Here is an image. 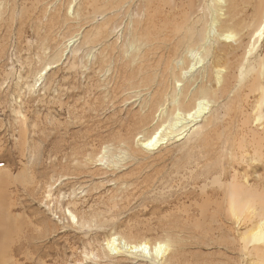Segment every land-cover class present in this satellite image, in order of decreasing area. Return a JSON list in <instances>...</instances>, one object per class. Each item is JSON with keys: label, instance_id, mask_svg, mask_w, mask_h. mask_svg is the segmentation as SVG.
<instances>
[{"label": "rangeland", "instance_id": "obj_1", "mask_svg": "<svg viewBox=\"0 0 264 264\" xmlns=\"http://www.w3.org/2000/svg\"><path fill=\"white\" fill-rule=\"evenodd\" d=\"M235 1L237 25L255 29L264 0ZM194 2L203 0H0V264H264V241L249 244L256 232L217 207L216 181L238 185L226 187L236 198L244 186L264 190L255 74L231 79L243 49L215 45L207 72L223 68L225 85L197 79L180 98L186 112L205 96L216 101L197 131L141 146L172 125L173 77L202 52L208 17ZM161 103L169 114L150 120ZM114 236L150 253L170 247L157 263L107 251Z\"/></svg>", "mask_w": 264, "mask_h": 264}, {"label": "bare ground", "instance_id": "obj_2", "mask_svg": "<svg viewBox=\"0 0 264 264\" xmlns=\"http://www.w3.org/2000/svg\"><path fill=\"white\" fill-rule=\"evenodd\" d=\"M199 1L200 0H198V2ZM230 1H232V2H230ZM240 2H242V3L245 2V3H247V4H245L246 6H250L248 0L247 1L241 0ZM235 3H236L235 0H203L202 3H200V4L196 3V5L194 2L193 8H195L196 11L197 10L203 11V14H204V15H202L203 20H204L205 16L208 17V18H205V27H202L200 29L201 32L199 31V37L200 38H198V39H201L200 44L202 47V52L199 53V58L196 59L187 69L182 68L180 70L179 74L177 76L173 77V80H174L173 97H171V104L174 106V107L172 106L174 108V114L173 113H172L173 115L171 114L173 123L171 126L168 124V130L167 131L165 130L167 128H164V126H163V128H161L162 127L161 125H160L161 126L160 128L156 127V129L153 130V133L151 134L150 137H148L146 139L144 138L145 140H143V141L141 140L142 141L141 146H143L144 149L153 151L157 147H160L159 145L163 144L164 142H167V140H173L177 137L180 138V136L183 135L185 132L191 133L193 131H197L195 129H193L191 131V127L196 125L198 122L202 121L203 118H205L208 114L211 113L212 105H214V103L216 101L209 100L208 97H206V96L201 101H197L194 105V108L190 111H187V112L184 111V109L182 110L183 106L181 107L182 102H180V98L182 97V95L184 93L193 89V86H194L193 84L195 83V81H197V79H200V80H202L204 78H206V80L210 79L208 86L211 87L212 83H214L219 89H220V87H223L225 85L226 77L223 74V70H222L223 68L220 70L219 69L213 70L211 72L212 75L208 74V72H207L210 68V65L211 64L214 65V63H211V62H213V61H211V59H212L211 55L213 54L212 49L215 45H218V43L221 41H226V42L232 41L233 43H235V45L239 49H243V53H242V62L243 63L240 65L238 71L235 72V75L234 74L231 75L232 76L231 79L236 78V80L240 83L243 80L247 79L248 75H250L251 73L255 74V76L252 74L254 76V78L251 79L252 81L250 83V89H251V91H253L255 93L258 92L259 96H260L259 99H261V101H258V103L256 105L257 106V116L255 118V121L261 122L262 119L264 121V110L262 111L260 109L262 106L264 107V55H261V53L257 54L259 47H260V44H262L261 42L264 40V3L261 4L258 2L259 5L256 6V8H258V12H257V15L255 16V19H260L259 23H253L252 25H256V28L255 29L252 28L251 30H249L247 32L244 31L245 30L244 28L246 26L245 24L241 25V27H239V25H237V23L235 21L236 20L235 15L237 14V12L230 15L229 4H231L233 9H234V6L237 7ZM238 3H239V1H238ZM70 8H72V7H70ZM236 28H238L239 31H235ZM244 35L247 37V41H245V42L243 41V39H241L242 37H244ZM240 36H242V37H240ZM236 37H238V38H236ZM236 42H237V44H236ZM261 51H262V48H261ZM196 53L197 52L194 49L190 51L191 55H195ZM256 55H258L257 59H254L255 61L252 62V59ZM253 63H255V64H253ZM181 66H182V62H181ZM225 72H226V69H225ZM40 78H41V76H40ZM207 82L205 85H207ZM201 84H203V83L201 82ZM202 88H203V86H202ZM194 89H196V87ZM198 89H199V87H198ZM198 89H196V90H198ZM204 89L203 90L199 89V90H202L204 92H208L206 88H204ZM202 91H201L202 94H206V93H203ZM190 93H191V91H190ZM213 93H215V92L213 91ZM187 94H184L185 98H186ZM162 102H164V101H162ZM166 103H168V102H165L164 104H166ZM161 104H163V103H161ZM164 104L163 105L158 104V106L153 111V113L150 112L151 113L150 120H155L156 118L158 119V117H160L163 114L168 112V110L166 112L167 108H166V106H164ZM141 111H143V109H141ZM169 112H172V111H169ZM167 114H169V113H167ZM168 116L169 115H167L166 117H168ZM172 120H170V121H172ZM154 123H155V121H154ZM167 123H171V122L167 121ZM154 125H156V124H154ZM197 127H199V126H197ZM197 127L195 126V128H197ZM261 129L264 130V123H263ZM189 130L191 132H189ZM142 139H143V137H142ZM137 147H138V145H137ZM251 162H253V161H251ZM245 163H247V162H245ZM248 164H250V162ZM247 167L250 169L249 165ZM246 170H248V169H246ZM247 177L248 176L245 174L244 182H247ZM216 184L218 185V188L220 189V191L223 194V198L218 202L217 207L220 209L223 208L225 210V215L228 218H230V220H229L230 222L235 223L236 227L244 228V229L248 230V232L253 231V230L256 232L253 234L252 237H250V239H247L249 244L252 245L254 243H259V242L264 241V190L260 189V191H257V190H253L252 187H248V186L243 185L245 187L244 191L241 194H237V196L239 198H236L235 195L228 192L226 187L229 189L238 190V185H235L233 183H228V184L221 183V185H219L217 183V181H216ZM223 187H225V188L223 189ZM2 195H3V190L1 189V186H0V196H2ZM247 198H250V200L246 201ZM0 205L2 206V204H0ZM1 206H0V251L3 250L5 248V246L7 245V242L5 240L6 235H3V233L5 232L4 227H5V221H7L6 220L7 218L6 219L3 218V217H5L4 216L5 212L3 210V207H1ZM67 213L71 217V220L74 222L75 216L73 214H71L69 211ZM220 213H223V212H220ZM13 222H11V223H13ZM11 223L7 222V226H9V224L11 225ZM7 230H8L7 233H9L11 231L8 229V227H7ZM248 232H246L245 235ZM128 245L125 243L124 240H122L118 236L112 237L105 244L106 250L111 252V253H119L120 251L128 252L131 249L134 251L139 250L140 252H143L147 256L152 255L153 259L157 263L159 262V260H161L165 256L166 252L168 251L167 249L170 247L168 243L159 242L156 244V246L152 249V252L150 253L151 249L149 248V246L146 242L140 243L137 246L133 245L132 247H130V245L129 246ZM247 248L248 247H246V246L243 247V249H247ZM132 250L130 252H133ZM130 252H128V253H130ZM258 264H260V263H258Z\"/></svg>", "mask_w": 264, "mask_h": 264}]
</instances>
